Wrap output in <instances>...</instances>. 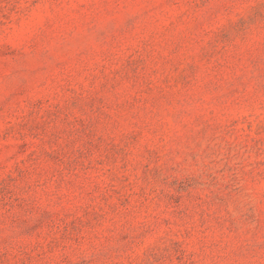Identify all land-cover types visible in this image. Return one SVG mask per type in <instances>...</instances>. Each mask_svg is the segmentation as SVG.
<instances>
[{"label":"rangeland","instance_id":"obj_1","mask_svg":"<svg viewBox=\"0 0 264 264\" xmlns=\"http://www.w3.org/2000/svg\"><path fill=\"white\" fill-rule=\"evenodd\" d=\"M0 264H264V0H0Z\"/></svg>","mask_w":264,"mask_h":264}]
</instances>
